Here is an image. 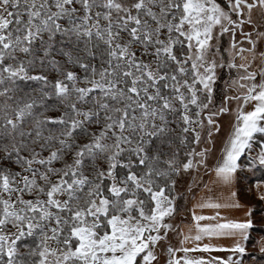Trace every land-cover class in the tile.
<instances>
[{
  "label": "snow or ice",
  "instance_id": "6c2138e0",
  "mask_svg": "<svg viewBox=\"0 0 264 264\" xmlns=\"http://www.w3.org/2000/svg\"><path fill=\"white\" fill-rule=\"evenodd\" d=\"M0 264H264V0H0Z\"/></svg>",
  "mask_w": 264,
  "mask_h": 264
},
{
  "label": "crops",
  "instance_id": "0c3cea01",
  "mask_svg": "<svg viewBox=\"0 0 264 264\" xmlns=\"http://www.w3.org/2000/svg\"><path fill=\"white\" fill-rule=\"evenodd\" d=\"M204 214H206V215H211V214H213V212H212V210H205V213ZM233 215H237V216H239V215H242V213H240V212H233ZM257 225H259V224H257ZM259 238V237H258ZM257 238V239H258ZM219 243H225L224 241H220ZM198 255V254H197ZM214 255H223L222 253H220V254H214Z\"/></svg>",
  "mask_w": 264,
  "mask_h": 264
},
{
  "label": "trees",
  "instance_id": "16d2710c",
  "mask_svg": "<svg viewBox=\"0 0 264 264\" xmlns=\"http://www.w3.org/2000/svg\"><path fill=\"white\" fill-rule=\"evenodd\" d=\"M257 229H259V225H257ZM254 235V238H258V235L256 233L253 234Z\"/></svg>",
  "mask_w": 264,
  "mask_h": 264
}]
</instances>
